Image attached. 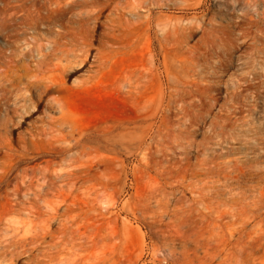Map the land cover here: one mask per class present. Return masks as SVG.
Returning a JSON list of instances; mask_svg holds the SVG:
<instances>
[{
  "label": "rangeland",
  "instance_id": "374dc122",
  "mask_svg": "<svg viewBox=\"0 0 264 264\" xmlns=\"http://www.w3.org/2000/svg\"><path fill=\"white\" fill-rule=\"evenodd\" d=\"M75 1L0 0V264H264V0ZM97 10L133 41L84 85Z\"/></svg>",
  "mask_w": 264,
  "mask_h": 264
},
{
  "label": "bare ground",
  "instance_id": "6f19581e",
  "mask_svg": "<svg viewBox=\"0 0 264 264\" xmlns=\"http://www.w3.org/2000/svg\"><path fill=\"white\" fill-rule=\"evenodd\" d=\"M115 1H117V2H115ZM121 1L125 2V0H120V2H119V0H112L111 1L112 4L117 3L116 6H114V9H115L114 12L115 13L118 12L119 14H117V13L116 14L119 16L123 15V11L120 10L122 8H119V7H121L120 6ZM54 2H55L56 7L53 11L57 13V12H63V10H67L76 1L75 0H54ZM108 6L110 7V5H108ZM108 6H106V7H108ZM101 17H102V11L101 10L89 12L84 17V20H82V23L79 24L78 29L75 32H73L70 36L67 37L68 38L67 43H63V45H69V48H66V49L56 48V47L53 48V55H56V56H58V58L64 59L65 61H69L71 59H77V58H83V61H84L87 58L89 59L92 57V61L88 65L87 79L83 82L84 85L91 84V83L93 84L94 82H98L97 79L99 78V76L102 74V72L108 66L111 65L113 58H115L114 55H115L116 50H117L115 47H119V45H121L122 48L126 49V48L130 47L131 42L133 41V36H132L131 32L129 31L128 25H126L124 30L120 31L119 35H116V31L119 30L120 21L119 20L116 21L115 19L111 18L110 16H105V19L101 20ZM157 26L161 27L162 25L160 26V24L158 22ZM100 27L102 28V30L100 33H97V29ZM160 30H161V28H160ZM157 41H158V45H160V37H158ZM141 67H138L137 69H135L133 71H130L126 75L125 82H126V85L128 87L129 92H133L134 90H136L138 88L139 79L145 78L147 76L146 72L144 70H142ZM144 67H146V66H144ZM54 70L62 71L60 65H55ZM35 77H36V79L34 81L30 82L29 86H30V88L31 87L39 88V92L41 94H43L44 92H46L48 90L51 91V89L54 90V88L61 89V87H62V83L60 82V80L55 75L47 76L46 72L40 71V75L37 74ZM157 82H158L157 83L158 98L156 101V106H157V110H159L160 105H161V98H160V95H161L160 94V91H161V84L160 83L161 82H159V78H158ZM0 92H4L3 87H0ZM3 98H4L3 94L0 93V103H1V100ZM69 127L71 129L72 134L79 136V133H76V131L74 130V128L72 126H69ZM41 132H42V130H41ZM74 140H75L74 141L75 144L80 143V141H81V140H78L76 137ZM52 218H54V217L49 216V221ZM39 239L44 240L45 237H41ZM39 239H37V240H39ZM34 242H36L34 239L31 240V243H34ZM22 244L24 245L25 241H23Z\"/></svg>",
  "mask_w": 264,
  "mask_h": 264
}]
</instances>
